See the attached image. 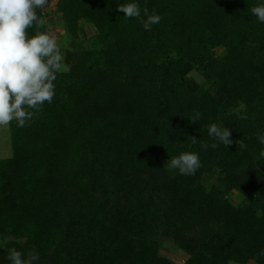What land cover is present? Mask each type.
I'll return each mask as SVG.
<instances>
[{"label":"trees","instance_id":"16d2710c","mask_svg":"<svg viewBox=\"0 0 264 264\" xmlns=\"http://www.w3.org/2000/svg\"><path fill=\"white\" fill-rule=\"evenodd\" d=\"M128 3L139 4L140 19L117 11ZM257 5L264 0H58L69 32L76 36L87 20L101 47L56 73L52 102L40 111L25 106L33 116L24 127L11 123L13 155L0 158V235L12 238L6 247L25 259L34 248L33 264H176L159 252L167 238L189 254L186 264H264ZM145 7L162 17L151 31L140 22ZM35 11L44 24L34 21L28 38L47 33V13ZM238 101L247 106L239 114ZM196 111L201 118L192 122ZM212 123L230 129L231 145L208 135ZM202 142L219 146L205 150ZM185 152L199 155L194 175L164 167ZM211 171L221 176L208 187ZM233 189L244 203L231 202ZM0 259L11 264L6 249Z\"/></svg>","mask_w":264,"mask_h":264},{"label":"clouds","instance_id":"9594fccd","mask_svg":"<svg viewBox=\"0 0 264 264\" xmlns=\"http://www.w3.org/2000/svg\"><path fill=\"white\" fill-rule=\"evenodd\" d=\"M47 0H0V126L8 125L13 119L18 127H24L26 120H31L34 109L40 111L45 101L52 102L54 97L53 81L56 73L62 67V53L57 46L56 37L47 33L38 32L28 38L27 29L38 21L37 27L44 24L38 20L36 9L43 8ZM117 11L123 12L127 18L141 17V9L137 3L119 4ZM251 12L264 23V5L251 8ZM147 19H141L145 31H151L154 24H159L162 17L149 14L147 7L143 9ZM246 104L237 102L235 111L239 114L246 109ZM199 111L189 120L197 122L201 118ZM240 119L246 116L240 115ZM208 135L226 147L233 143L230 129L222 124L212 123L208 126ZM258 141L264 145V133H257ZM196 138L192 137L193 143ZM241 149L246 148L242 139L235 141ZM218 143L209 145L202 142L201 147L217 148ZM260 155L264 157V149ZM198 153H181L179 156L168 159L164 167L168 170H178L181 175H194L201 167ZM264 216V212L257 211V218ZM8 241H0V248L6 249L11 264H33L39 259V253L33 248L27 258L15 248H7ZM259 255L264 256V250Z\"/></svg>","mask_w":264,"mask_h":264},{"label":"rangeland","instance_id":"374dc122","mask_svg":"<svg viewBox=\"0 0 264 264\" xmlns=\"http://www.w3.org/2000/svg\"><path fill=\"white\" fill-rule=\"evenodd\" d=\"M57 2L58 0H50L42 9L43 12L47 13L45 17L47 23V34L54 35L56 37L57 46L62 53L63 59L60 71L65 72L70 68L71 63L79 53L87 50L92 51L94 49H100L101 46L96 38V26L87 20H81L79 22V28L76 36L70 33L67 29L63 14L58 10ZM223 54L224 48L221 47L216 50L217 56H222ZM190 75L193 76L200 84L204 86L208 85L207 79L200 73V71L193 70ZM12 121L8 125L0 126V158H8L13 155L11 134ZM220 176L221 173L219 171H211L207 173V175H204V182L208 187H210L217 182ZM228 198L234 205H240L245 201V197L237 189L231 190L228 193ZM4 239H7L8 243L12 240L11 237L0 235V241H3ZM3 250L5 249L0 248V253ZM159 252L162 256L169 258L176 264H186L189 259V254L180 248L176 242L172 241V239L163 238L160 242ZM0 264L6 263L0 259ZM228 264L258 263L254 260H249L247 262L230 261Z\"/></svg>","mask_w":264,"mask_h":264}]
</instances>
